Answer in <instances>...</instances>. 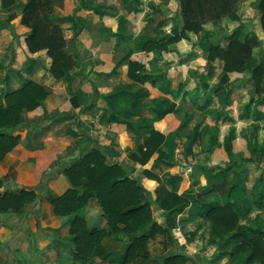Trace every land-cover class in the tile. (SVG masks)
Instances as JSON below:
<instances>
[{
  "label": "crops",
  "instance_id": "obj_1",
  "mask_svg": "<svg viewBox=\"0 0 264 264\" xmlns=\"http://www.w3.org/2000/svg\"><path fill=\"white\" fill-rule=\"evenodd\" d=\"M49 1L54 5L48 17L70 39L74 55L72 70L60 80L49 71L46 50L28 51L25 38L30 29L20 23L27 0H16L11 12L3 10L0 2V94L25 81L49 91L41 107L22 113L20 125L25 129L17 131L19 145L0 161V179L13 169L16 182L34 188L54 164L58 171L48 187L61 194L69 187L61 167L101 144L110 161L119 160L141 179L152 199L159 189L163 198L174 194L185 200L171 211L154 207L165 234L147 243L148 259L130 264L162 260L178 246L189 256L186 264H195L202 252L218 246L203 217L205 206L250 204L253 194L264 190V168L252 180L248 170L256 162L264 163V95L254 94L249 66L242 73H230L228 82L215 92L226 74L225 64L207 60L209 41L221 38L224 30L226 38L219 42L223 49L235 29L241 39L255 34L263 46L260 10L251 5L242 11L241 23L217 21L198 34L187 32L180 41L169 43L182 29L179 11L174 10L179 9L178 0ZM130 62L138 63L135 70L142 66L140 76H148L147 81L129 78ZM152 132L163 135L160 147L145 164L131 160L139 147L146 149L144 143ZM227 137L230 154L224 148ZM254 187L257 190L250 191ZM166 219L171 226L175 223L173 228ZM109 239L101 246L105 248ZM168 243L174 244L170 252ZM241 256L243 260L245 255Z\"/></svg>",
  "mask_w": 264,
  "mask_h": 264
},
{
  "label": "trees",
  "instance_id": "obj_2",
  "mask_svg": "<svg viewBox=\"0 0 264 264\" xmlns=\"http://www.w3.org/2000/svg\"><path fill=\"white\" fill-rule=\"evenodd\" d=\"M239 1L178 0L183 14V28L168 42L180 41L187 32L198 34L203 31L207 23L221 21L224 17L241 23V16L236 10ZM0 2L1 8L8 12H11L17 4L16 0H0ZM48 2V0H27L21 12L20 23L30 29V33L25 38L28 51L33 54L46 50L51 60L49 71L56 80H60L72 70L73 63L66 54L65 40L60 28L50 25L45 18V13H50V7L53 6V3L49 2V7ZM48 7L49 9L46 10ZM257 7L261 12L260 24L264 32V0H258ZM228 40L226 49L221 48L219 42L209 43L207 60L220 59L225 64L226 74L221 78L215 92L228 82L230 73H242L249 66L251 69L249 80L254 85V94L264 95L262 85L264 44L261 46L253 33L241 39L238 29L231 32ZM137 64L129 63V78L135 82L147 81L148 76H140L143 72L142 66L138 65V70H135ZM155 80H151V83L153 84ZM48 96L49 91L34 81H25L19 88L0 94V161L20 143L21 135L16 129L22 122V113L41 107ZM248 106L249 104L246 108ZM163 139L160 133L152 132L144 143L146 149L139 147L130 155V159L145 164L160 147ZM224 148L228 154L231 153L229 137L225 139ZM50 168L51 173H43L39 186L46 185L54 178L53 167ZM60 173L66 178L69 187L61 194H55L50 188H46V200L54 217L68 219L67 234L72 246L70 260L76 264H88L97 251L101 250V244L107 237L126 238L124 248L118 257V264H130L138 258L148 259L147 243L165 234V229L154 217V207L156 210L171 211L185 202L174 194L163 198L159 195V189L157 198L152 199L143 188L141 179L133 176V171L119 160L110 161L104 147L98 143L77 160L62 166ZM4 184L5 180L0 179V214L20 213L25 206L39 200L40 193L35 187L22 186L4 190ZM92 199L101 210V216L106 222L105 227H89L87 220L77 214L79 210L88 206ZM253 212L257 214L250 218ZM262 212H264V190L258 189L253 194L250 204L242 201L225 205L210 203L205 206L203 217L210 224L212 236L223 241L219 246L222 253H227L230 258L245 255L243 264H264ZM165 221L167 224L170 220ZM177 248L178 251L174 250L172 254L165 256L160 264H186L188 255L184 253L182 247ZM226 248L229 251L225 250Z\"/></svg>",
  "mask_w": 264,
  "mask_h": 264
},
{
  "label": "rangeland",
  "instance_id": "obj_3",
  "mask_svg": "<svg viewBox=\"0 0 264 264\" xmlns=\"http://www.w3.org/2000/svg\"><path fill=\"white\" fill-rule=\"evenodd\" d=\"M49 2L51 3V1ZM245 2L246 0H240L236 5L237 14H239L240 16L243 11ZM257 4L258 1L252 6H257ZM49 7L46 8V10H48ZM50 10V13H45L46 20L49 21L50 25L60 28L58 24L49 19L48 16L52 13L53 6L50 7ZM174 10L176 12L179 11L177 12L178 18H180L181 20H179L180 23L178 24V26H181L183 28V14L181 12V7H179V9L176 8ZM226 19L227 18L224 17L223 20ZM204 29L205 28H203V30ZM60 30L63 39L65 40L66 54H68L71 60H73L74 55L70 52L72 51V49H70V44L67 42L70 39L66 40V35L63 33V30L61 28ZM220 37L221 38L218 39L219 41L217 39H214L209 41V43H218L222 39H225V30L222 32ZM213 38L214 37L209 36V39ZM24 129L25 125H20L17 127L16 130L22 131ZM53 165L54 164L50 166L53 167L52 173L54 175L57 173L58 170H54ZM50 166L48 167V170H46V172L48 173H51ZM58 167L59 165H57L56 169ZM263 168L264 163L260 165L259 162H256L254 166H249L248 170L250 169V172L253 173L251 175V180L255 177L254 173H258L259 171L262 172ZM12 170L11 172H9V175L3 178V180H5V184L3 186L4 190H12L15 186L18 185L24 186L23 184H20L15 181L14 171ZM262 174L264 175V171L262 172ZM41 180L42 179H40V182L35 185L37 192L40 193L38 201H36L35 203L28 204L20 213L11 212L7 214H0V264H76L70 260V252L72 246L69 241V236L65 231V226L68 222V219L54 217L52 215L51 211L49 210L50 207L46 200L47 194L45 192L46 188H49V182L46 185L39 186L42 182ZM256 185L257 184H255L254 186L256 187ZM255 187L250 189V191L253 189L256 190ZM249 195H251V193ZM77 214L86 218V220L89 217L88 215L91 214L93 216L92 220L88 219L89 227H105L106 222L101 216V210L97 203L96 205L86 206L85 208L79 210ZM256 214V212H253L250 218H253ZM111 240H114V242H111ZM125 241L126 238L123 237H110L109 242H107V244L105 245V248L101 247V250L97 251L95 256L92 257L91 261L88 264H118V255L121 254L124 248ZM217 242L218 246L211 247L210 249L208 248L206 249V251L202 252L200 254L201 257L195 259V264H215L218 261L220 262V260L221 262H218V264H243L242 256H235L233 258H230L227 253H222L219 249V246L222 244L223 241L218 240ZM173 245L174 244H172V246ZM172 246L171 243L166 244V250L170 252L173 248ZM225 250L229 251L228 248H226ZM108 254H111V256H107ZM104 256L106 257L104 258ZM160 262L161 259L157 258L142 261L140 264H160Z\"/></svg>",
  "mask_w": 264,
  "mask_h": 264
},
{
  "label": "water",
  "instance_id": "obj_4",
  "mask_svg": "<svg viewBox=\"0 0 264 264\" xmlns=\"http://www.w3.org/2000/svg\"><path fill=\"white\" fill-rule=\"evenodd\" d=\"M258 0H246L243 11H246L252 4L256 3ZM13 184V183H12ZM21 185L15 186V188H21Z\"/></svg>",
  "mask_w": 264,
  "mask_h": 264
}]
</instances>
